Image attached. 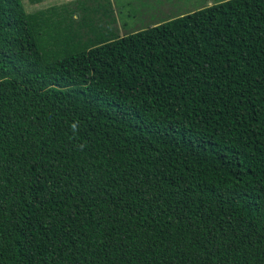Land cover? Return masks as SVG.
Masks as SVG:
<instances>
[{"label":"trees","instance_id":"16d2710c","mask_svg":"<svg viewBox=\"0 0 264 264\" xmlns=\"http://www.w3.org/2000/svg\"><path fill=\"white\" fill-rule=\"evenodd\" d=\"M101 1L0 0V264H264V0Z\"/></svg>","mask_w":264,"mask_h":264},{"label":"rangeland","instance_id":"374dc122","mask_svg":"<svg viewBox=\"0 0 264 264\" xmlns=\"http://www.w3.org/2000/svg\"><path fill=\"white\" fill-rule=\"evenodd\" d=\"M77 0H45L32 5L28 0H22L27 13L47 9L50 6H59ZM112 14L116 19L119 36L146 28L148 25L158 24L161 21L196 11L200 7L210 6L217 0H110ZM102 1L97 0L100 5ZM110 11V10H109ZM152 19V20H150Z\"/></svg>","mask_w":264,"mask_h":264},{"label":"clouds","instance_id":"9594fccd","mask_svg":"<svg viewBox=\"0 0 264 264\" xmlns=\"http://www.w3.org/2000/svg\"><path fill=\"white\" fill-rule=\"evenodd\" d=\"M145 29V28H144ZM73 128H75V125H73Z\"/></svg>","mask_w":264,"mask_h":264}]
</instances>
